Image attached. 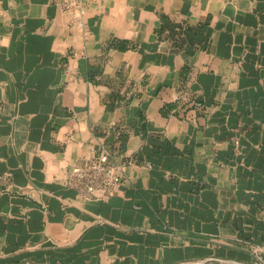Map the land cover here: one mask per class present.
<instances>
[{"label":"crops","instance_id":"0c3cea01","mask_svg":"<svg viewBox=\"0 0 264 264\" xmlns=\"http://www.w3.org/2000/svg\"><path fill=\"white\" fill-rule=\"evenodd\" d=\"M0 264H264V0H0Z\"/></svg>","mask_w":264,"mask_h":264},{"label":"built area","instance_id":"2783aa9c","mask_svg":"<svg viewBox=\"0 0 264 264\" xmlns=\"http://www.w3.org/2000/svg\"><path fill=\"white\" fill-rule=\"evenodd\" d=\"M107 156L102 154L99 162L85 166H74L68 183L85 200H102L110 196L121 180V165H106ZM9 177V174H6Z\"/></svg>","mask_w":264,"mask_h":264}]
</instances>
